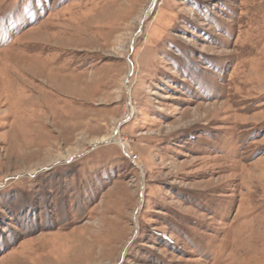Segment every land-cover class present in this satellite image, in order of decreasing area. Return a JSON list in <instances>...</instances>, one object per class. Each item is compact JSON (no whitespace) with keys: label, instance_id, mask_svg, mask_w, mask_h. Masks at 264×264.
<instances>
[{"label":"rangeland","instance_id":"rangeland-1","mask_svg":"<svg viewBox=\"0 0 264 264\" xmlns=\"http://www.w3.org/2000/svg\"><path fill=\"white\" fill-rule=\"evenodd\" d=\"M0 264H264V0H0Z\"/></svg>","mask_w":264,"mask_h":264},{"label":"bare ground","instance_id":"bare-ground-1","mask_svg":"<svg viewBox=\"0 0 264 264\" xmlns=\"http://www.w3.org/2000/svg\"><path fill=\"white\" fill-rule=\"evenodd\" d=\"M154 3V2H153ZM106 139L105 138H101L99 141L100 142H103V141H105ZM29 142V141H28ZM84 248V247H83ZM88 251V250H87ZM82 256V255H81ZM65 262V261H64Z\"/></svg>","mask_w":264,"mask_h":264}]
</instances>
